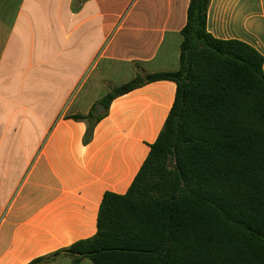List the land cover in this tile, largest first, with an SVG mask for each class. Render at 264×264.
<instances>
[{"label": "crops", "instance_id": "crops-1", "mask_svg": "<svg viewBox=\"0 0 264 264\" xmlns=\"http://www.w3.org/2000/svg\"><path fill=\"white\" fill-rule=\"evenodd\" d=\"M189 4L0 0V264H29L93 237L105 193H127L176 84L153 82L96 108L88 144L87 122L73 117L138 74L177 71ZM207 31L264 57V0H211Z\"/></svg>", "mask_w": 264, "mask_h": 264}, {"label": "trees", "instance_id": "trees-1", "mask_svg": "<svg viewBox=\"0 0 264 264\" xmlns=\"http://www.w3.org/2000/svg\"><path fill=\"white\" fill-rule=\"evenodd\" d=\"M210 2L190 0L177 71L138 74L100 101L158 81L177 87L127 193H105L93 237L29 264H264V57L208 33ZM73 118L87 122L90 143L96 107Z\"/></svg>", "mask_w": 264, "mask_h": 264}, {"label": "rangeland", "instance_id": "rangeland-1", "mask_svg": "<svg viewBox=\"0 0 264 264\" xmlns=\"http://www.w3.org/2000/svg\"><path fill=\"white\" fill-rule=\"evenodd\" d=\"M99 105H101V106H99ZM99 107H100V110H102L103 109V104H98L97 106H96V108H97V112H98V110H99Z\"/></svg>", "mask_w": 264, "mask_h": 264}, {"label": "water", "instance_id": "water-1", "mask_svg": "<svg viewBox=\"0 0 264 264\" xmlns=\"http://www.w3.org/2000/svg\"><path fill=\"white\" fill-rule=\"evenodd\" d=\"M99 106H101V105H99ZM103 109H104V107H103ZM99 110H100V107H99ZM99 110H98V113H99Z\"/></svg>", "mask_w": 264, "mask_h": 264}]
</instances>
